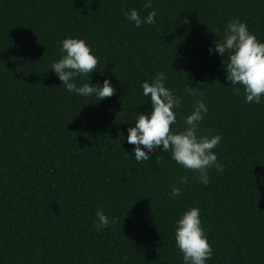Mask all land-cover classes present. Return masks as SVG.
Instances as JSON below:
<instances>
[{
    "label": "trees",
    "instance_id": "1",
    "mask_svg": "<svg viewBox=\"0 0 264 264\" xmlns=\"http://www.w3.org/2000/svg\"><path fill=\"white\" fill-rule=\"evenodd\" d=\"M144 3L0 0V264H183L174 225L191 207L214 250L207 264H264V102L246 103L208 51L232 20L264 42V0ZM130 9L155 10L156 22L137 28ZM68 37L98 57L77 86L107 78L112 97L69 93L49 69ZM160 72L181 98L176 130L203 99L200 134L222 137L223 171L211 170L207 186L170 152L136 162L127 143L151 109L141 85ZM173 186L181 195L170 198ZM98 210L116 223L97 228Z\"/></svg>",
    "mask_w": 264,
    "mask_h": 264
},
{
    "label": "clouds",
    "instance_id": "2",
    "mask_svg": "<svg viewBox=\"0 0 264 264\" xmlns=\"http://www.w3.org/2000/svg\"><path fill=\"white\" fill-rule=\"evenodd\" d=\"M144 8L151 9L152 0H145ZM124 15L130 23L140 28L144 24H154L157 13L152 10L146 17H141L135 9H130ZM213 33L219 36V40L213 41L208 51L210 55L223 58L226 80L231 87L237 92L243 89L246 103L259 105L264 102V42L258 40L248 25L240 20L228 22L222 37L219 30ZM60 51V59L52 62L49 69L54 71L67 92L80 97H95L99 102L115 94V88L107 78L102 84L86 82L77 86V78L96 72L98 65V57L84 39L65 38ZM167 78L165 72H160L151 81L142 83L143 95L150 101L151 109L137 112L134 126L128 128L127 143L133 146L136 162L149 161L150 155L158 150L170 152L172 160L183 169L197 174L198 181L207 186L211 170L223 171V165L214 151L222 137L219 134H200V125L209 111L203 99L197 100L191 113L184 118L183 129L176 130V110L181 107V98L166 87ZM185 90L189 95H199L197 88H190L189 84ZM179 182L186 184L187 179L182 176ZM169 195L170 198L180 196L181 188L173 186ZM96 217L97 228H107L116 223L115 218L110 220L103 210H98ZM174 240L182 253L183 264H207L213 257L214 250L202 227L198 207L186 210L175 221Z\"/></svg>",
    "mask_w": 264,
    "mask_h": 264
}]
</instances>
